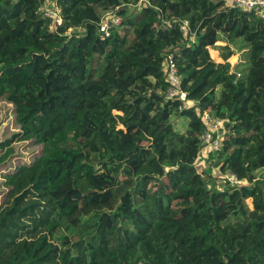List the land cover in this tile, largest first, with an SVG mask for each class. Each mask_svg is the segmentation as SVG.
I'll list each match as a JSON object with an SVG mask.
<instances>
[{
  "label": "trees",
  "instance_id": "16d2710c",
  "mask_svg": "<svg viewBox=\"0 0 264 264\" xmlns=\"http://www.w3.org/2000/svg\"><path fill=\"white\" fill-rule=\"evenodd\" d=\"M220 35L245 45L240 76L210 53ZM170 52L184 100L165 97ZM0 99L17 126L0 166L41 146L3 174L0 264H264L263 19L223 0H0ZM205 110L225 123L201 168Z\"/></svg>",
  "mask_w": 264,
  "mask_h": 264
},
{
  "label": "built area",
  "instance_id": "2783aa9c",
  "mask_svg": "<svg viewBox=\"0 0 264 264\" xmlns=\"http://www.w3.org/2000/svg\"><path fill=\"white\" fill-rule=\"evenodd\" d=\"M224 4L227 6H233L245 10L247 12L253 13L255 16L263 19L264 21V0H223ZM43 15L50 18L53 24L59 25L62 22L61 10L58 7L48 6L45 4L42 6ZM104 15L103 21L100 23L99 31L102 35H108V28L110 21L106 19ZM114 22V21H113ZM116 20L114 23H118ZM180 29L184 36L189 34V26L187 20H182L180 23ZM72 29L68 30L70 34ZM164 71L166 75V80L168 82V87L166 89L165 97L169 100L179 99L184 100L185 93L180 87V76L177 72V68L173 61L171 52L166 55L164 63ZM237 76H240L239 72H235ZM191 106L190 101H184L179 105V109L187 108ZM201 121L204 125V129L200 134V149L197 155V161L207 160L210 153L218 155L219 149L221 147V141L224 135V123L225 120L220 117L213 116L209 110L199 113ZM230 182H235L240 184L242 180L237 179L234 174L228 172L224 175Z\"/></svg>",
  "mask_w": 264,
  "mask_h": 264
},
{
  "label": "rangeland",
  "instance_id": "374dc122",
  "mask_svg": "<svg viewBox=\"0 0 264 264\" xmlns=\"http://www.w3.org/2000/svg\"><path fill=\"white\" fill-rule=\"evenodd\" d=\"M142 2L145 0H141ZM136 7L129 6V10L133 11ZM107 20H119V17L115 15V12H110L106 16ZM224 38L220 35V41H218L214 46L210 47V53L214 58H223V54L228 56L229 62H231L233 66L234 72H241V70L245 67V45L241 40H237L229 43L225 46V42H223ZM229 47V49L227 48ZM241 65V66H240ZM241 74V73H240ZM191 103V102H190ZM171 122L173 125V129L178 132H183L186 127V119L184 117H176L171 116ZM17 131V126L14 121L13 107L10 103L5 100L0 99V141L9 138L12 133ZM14 155L11 156L10 160L5 166H0V199L6 187L2 185L3 174L7 172H11L16 165L20 164H28L30 163L37 155H39L41 151V146L32 145L27 141L15 142L12 144ZM197 164L201 168H207L209 163L205 159L200 160ZM212 175L217 177V180H223V176L221 177L218 171V168L212 167ZM257 177H264V169H259L255 172ZM218 180V181H219ZM220 182V181H219ZM220 184V183H218Z\"/></svg>",
  "mask_w": 264,
  "mask_h": 264
},
{
  "label": "crops",
  "instance_id": "0c3cea01",
  "mask_svg": "<svg viewBox=\"0 0 264 264\" xmlns=\"http://www.w3.org/2000/svg\"><path fill=\"white\" fill-rule=\"evenodd\" d=\"M224 42V41H223ZM217 59H220V58H217ZM231 63V62H230ZM232 65V64H231ZM233 67V66H232Z\"/></svg>",
  "mask_w": 264,
  "mask_h": 264
}]
</instances>
